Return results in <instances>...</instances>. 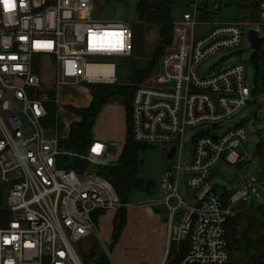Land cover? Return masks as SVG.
I'll return each instance as SVG.
<instances>
[{"label": "built area", "instance_id": "2783aa9c", "mask_svg": "<svg viewBox=\"0 0 264 264\" xmlns=\"http://www.w3.org/2000/svg\"><path fill=\"white\" fill-rule=\"evenodd\" d=\"M15 5L6 11L0 0V182L7 188L9 214L0 220V264H83L75 244L98 236L94 214L121 206L112 184L98 172L114 161L108 144L96 138L83 154L63 148L44 119L48 103L58 104L62 87L116 83V63L99 58L130 57L132 31L125 22L93 19V0H15ZM189 7L182 22L173 23L172 43L157 68L134 87L130 105L135 143L169 145L168 152L175 147L174 163L161 174L169 217L167 250L157 264H249L229 262L226 237L237 204L250 199L249 186L230 191L227 201L223 192L207 188L188 203L179 185L185 177L199 191L219 160L236 165L243 158L248 132L232 121L253 100L252 65L250 56L227 61L240 52L243 38L248 41L249 30L260 36L264 0L257 21L217 23L198 38L196 29L208 26V17L197 3ZM105 32H123V48L109 46L116 38L93 40V34ZM223 51L227 54L202 74L204 63ZM45 63L52 70L48 88L42 78ZM198 128L204 131L192 137L184 164L185 134ZM97 145L100 150L93 151ZM72 158L88 166H71ZM173 243H187L179 261L170 253Z\"/></svg>", "mask_w": 264, "mask_h": 264}, {"label": "rangeland", "instance_id": "374dc122", "mask_svg": "<svg viewBox=\"0 0 264 264\" xmlns=\"http://www.w3.org/2000/svg\"><path fill=\"white\" fill-rule=\"evenodd\" d=\"M138 0H93L94 10L91 17L103 22H125L132 31L133 52L130 57H105L100 60L112 61L116 63L115 85L128 86L132 89L134 86L143 83L137 82L134 78V72L147 66L155 56V49L160 40L158 37V24H147L140 22L137 16ZM256 2L255 0H241V3L247 6ZM190 3H197L198 7L206 13L208 17V26H200L196 29V37H205L209 29L217 23L238 21L242 22L243 11L233 5L226 3V0H174L171 4L170 15L175 25L182 22L183 15L190 12ZM246 21H251L247 19ZM260 36L264 37V29ZM166 51V50H165ZM249 43L243 38L240 44V52L228 57L227 63H235L239 59H246L250 56ZM227 54L226 51L220 52L204 63L201 73L204 74L206 68ZM159 56L157 62L159 61ZM254 69L249 66L248 84L252 88ZM52 70L45 63L42 78L44 85L48 88L51 84ZM88 84L80 86L62 87L58 94L57 114L60 116L64 127L60 132L61 137H66L69 125L77 116L70 111L71 107H87L91 97ZM252 101H255L253 104ZM244 107L233 119L234 123H242L248 132V141L243 144L240 151L242 160L240 164L232 165L224 159L219 160L211 170V174L206 186L195 191L191 189L182 177L179 185V194L188 203H193L195 196H200L205 189L213 188L221 192L224 188L234 189L235 187L249 186L250 194L254 200L244 201L236 206V214L242 218L240 230H243L250 216L255 214L256 202L264 204V189H260L258 180L262 177L261 157L254 156L255 146L260 140H264V93L257 90L253 94L252 100ZM117 108V109H116ZM116 109L119 116H123L125 110L121 97H115L106 104L98 115L93 127V133L97 136L113 137L117 135V149L120 148L124 139L123 131L126 133V114L122 121L113 123L110 119V112ZM257 112L256 117L254 113ZM204 131L202 128L188 129L185 134V160L187 163L189 153L192 150V137ZM125 141V139H124ZM109 159L116 162L121 152L109 144ZM169 145L146 146L140 151L139 177L143 180L141 189L132 191L127 200L126 223L123 226L117 241L113 239V224L116 210H108L100 215L96 225L98 236H90L75 244V249L80 255L83 264L97 260L102 254L109 260V264H137L149 263L155 264L161 251V240L166 228L162 225V220L167 218L166 207L164 206L167 195L161 194V174L174 163L173 159L167 158ZM88 166V164H86ZM147 181L154 182V186L146 189ZM170 205H176V200L171 199ZM258 220H262L263 215H255ZM178 246L177 244H175ZM178 249L176 248V252ZM173 255V253L171 252ZM230 263L245 262L242 253L238 251L230 252ZM247 263V262H246Z\"/></svg>", "mask_w": 264, "mask_h": 264}, {"label": "trees", "instance_id": "16d2710c", "mask_svg": "<svg viewBox=\"0 0 264 264\" xmlns=\"http://www.w3.org/2000/svg\"><path fill=\"white\" fill-rule=\"evenodd\" d=\"M173 1L174 0H138V20L147 24H158L160 26L158 30L160 42L155 49V56L151 59L149 64L133 73L137 82L143 81L157 68L159 62H157L158 55H160V59L165 50L172 43L174 26L170 15V9ZM255 1L256 2H254L251 7L250 20L252 22L257 21L259 15L258 7L260 0ZM258 61L260 65V78L257 90L264 93V42L258 55ZM134 87L130 89L128 86L115 84L88 85L87 89L91 97L90 103L87 107L70 108V111L77 116V119L70 123L66 137L62 138L60 135L64 125L61 122L60 116L57 114V107L54 102L48 103L47 116L44 119V125L53 128L57 132L60 138V144L63 148L77 154H83L87 151L94 138L93 127L102 108L110 103L113 98H122V104L126 114V133L123 147L116 162L101 166L98 169L99 174L112 184L121 201V206L117 209L114 216V243L117 241L126 223L128 196L132 191L141 189L143 185V180L138 174L140 151H142L146 145L135 143L131 136L130 105ZM52 96H54V94H52ZM261 160L262 176L264 177V141ZM72 163L71 166L87 167V163L77 158H72ZM6 194V186L0 182L1 221H5L9 218V214L6 210ZM228 197L229 193L223 192L225 201H227ZM102 214H104V211L96 212L94 214V220L97 222L98 217ZM256 214H261L264 217V204H256L255 214L249 217L248 223L243 230L239 229L242 223L240 214H235L228 219L226 232L228 250L229 253L232 251L242 253L245 262L249 264H264V218L258 220L255 216ZM176 248L178 249L177 252ZM171 252L176 261L181 260L187 253V243H181L179 246H176L175 243L171 244L170 253ZM86 264H109V260L102 254L97 260L87 262Z\"/></svg>", "mask_w": 264, "mask_h": 264}, {"label": "crops", "instance_id": "0c3cea01", "mask_svg": "<svg viewBox=\"0 0 264 264\" xmlns=\"http://www.w3.org/2000/svg\"><path fill=\"white\" fill-rule=\"evenodd\" d=\"M245 1H247V0H245ZM137 2H138V1H137ZM226 3L229 4V5H233V6L239 8V9H241V10L243 11V18H242L243 21H246L247 19L250 20L252 2L250 3L249 6H247V4H243V3H241V0H226ZM137 16H138V15H137ZM109 104H110V103H109ZM116 109H117V108H116ZM116 109H114V111H111L110 114H109L110 119H112L113 123H115V122H117V121H118V122H119V121H122V119L125 117V112H124L123 116L121 117V116H119L120 114H119V115L117 114ZM123 134H124V139H125V129H124V131H123ZM112 136H113V137L97 136V135H95V134L93 133V137H94V138L106 142V143L108 144V146H109V144L112 145V146H114V147L116 148V150H118V151L120 152V150L122 149L123 144H124V139H123V141L121 142L120 148L117 149V142H118V141H117V140H118V139H117V135H116L115 133H113ZM263 141H264V140H262V149H263ZM239 163H240V162H239ZM239 163H238V164H239ZM257 182H258V184H259V186H260V189H261V190L264 189V177L262 176L261 179H259ZM236 188H237V187H235L234 189H236ZM234 189H233V190H234ZM230 191H232V189L224 188L221 192H228V193H229ZM249 194H250V191H249ZM251 200H254L252 194H250V199H248V200H241V201L237 204V206H238V205H241V203L244 202V201H251ZM256 203H258V202H256ZM166 212H167V218H164V219L162 220V225L164 226V228H166V232H163V234H162V240H161V243H160L161 251H160L159 258L157 259V261H156L155 264L160 263V262L163 260L164 255H165V252H166V250H167V235H168V227H167V226H168V225H167L168 223H167V221H168V217H169V212H168V210H166ZM171 255H172V254H171Z\"/></svg>", "mask_w": 264, "mask_h": 264}, {"label": "water", "instance_id": "95a60500", "mask_svg": "<svg viewBox=\"0 0 264 264\" xmlns=\"http://www.w3.org/2000/svg\"><path fill=\"white\" fill-rule=\"evenodd\" d=\"M248 42L250 43L251 54H250V63L253 66L254 69V75H253V89L252 93L254 94L258 89V82L260 78V65L258 61V55L261 49V46L264 42V37L259 36L258 31L256 30H249L248 31ZM254 104L255 101H252ZM257 112L254 113V117H256ZM175 153V147H171L170 151L167 153V158L172 159L174 157ZM263 149H262V140L258 142V144L255 146L253 155L256 156H262ZM154 182L147 181L145 184L146 189H150L154 186Z\"/></svg>", "mask_w": 264, "mask_h": 264}, {"label": "snow or ice", "instance_id": "6c2138e0", "mask_svg": "<svg viewBox=\"0 0 264 264\" xmlns=\"http://www.w3.org/2000/svg\"><path fill=\"white\" fill-rule=\"evenodd\" d=\"M2 3L4 5V9L6 11H10L15 8V0H2ZM110 38H116L114 43H111L109 46L114 48V49H122L123 48V32H118V33H108L105 32L101 34L99 37L96 36V34H93V40L99 39L100 41H105L109 40ZM43 46H50V45H43ZM104 45L102 44L101 47ZM99 145H97L93 151H99L100 150Z\"/></svg>", "mask_w": 264, "mask_h": 264}, {"label": "bare ground", "instance_id": "6f19581e", "mask_svg": "<svg viewBox=\"0 0 264 264\" xmlns=\"http://www.w3.org/2000/svg\"><path fill=\"white\" fill-rule=\"evenodd\" d=\"M104 68L110 69L111 70V66H105Z\"/></svg>", "mask_w": 264, "mask_h": 264}]
</instances>
